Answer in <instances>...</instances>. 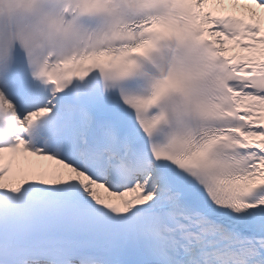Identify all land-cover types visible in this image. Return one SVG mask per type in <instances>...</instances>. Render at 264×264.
Here are the masks:
<instances>
[{
    "label": "snow or ice",
    "instance_id": "snow-or-ice-1",
    "mask_svg": "<svg viewBox=\"0 0 264 264\" xmlns=\"http://www.w3.org/2000/svg\"><path fill=\"white\" fill-rule=\"evenodd\" d=\"M0 264H264V0H0Z\"/></svg>",
    "mask_w": 264,
    "mask_h": 264
}]
</instances>
